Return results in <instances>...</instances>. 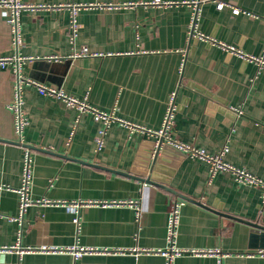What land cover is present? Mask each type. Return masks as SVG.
<instances>
[{
  "label": "crops",
  "instance_id": "1",
  "mask_svg": "<svg viewBox=\"0 0 264 264\" xmlns=\"http://www.w3.org/2000/svg\"><path fill=\"white\" fill-rule=\"evenodd\" d=\"M21 1L32 7L18 13L20 44L0 7V58H20L0 65V249L31 251L0 250V264H164L158 254L133 250L166 247L175 200L182 202L176 246L202 253H184L174 264H264L259 188L238 185L228 172L209 183L208 163L164 145L155 156L154 138L118 122L97 151L101 125L90 113L79 115L22 81L61 89L149 130L161 128L174 94L172 138L210 156L226 148L224 163L264 180V69L217 44L260 56L264 0H222V9L217 0H200L196 29L216 44L189 35L194 7L182 2L192 0H170L178 4L169 7L140 4L151 0ZM69 4L90 5L76 14L74 35ZM25 156L29 204L20 213ZM132 171H147L172 192ZM87 201L112 204L76 214L68 208ZM73 245L96 252L74 261L67 251L39 250Z\"/></svg>",
  "mask_w": 264,
  "mask_h": 264
},
{
  "label": "built area",
  "instance_id": "2",
  "mask_svg": "<svg viewBox=\"0 0 264 264\" xmlns=\"http://www.w3.org/2000/svg\"><path fill=\"white\" fill-rule=\"evenodd\" d=\"M200 0H192L190 2H182L186 4L193 5L194 12L190 18L189 21V35L194 36L199 39L208 40L209 42L216 44L212 38H209L208 36H204L200 34L196 29V22L198 19V3ZM141 5H151V6H161V7H169L175 4H178L176 1H170V0H151L149 2H141ZM90 5L87 4H69L68 7L70 8L71 12V21L69 30L72 32V34H76L78 29V24L76 23V14L78 11L82 8L89 7ZM224 6H227L225 2L222 0H217V8L222 9ZM0 7L7 8L9 12V20L8 23L11 26V30L14 33V40L16 44H20L18 39V13L27 8H31L32 6L23 3L21 0H0ZM45 7V6H41ZM232 12L234 14H238L241 12L238 8H233ZM222 49H224L227 53L230 55H235L239 57L244 62L253 63L257 66L258 70L264 69V48L263 52L260 56H253L244 53L239 48H236L234 46H227L222 43H217ZM80 56V55H76ZM55 61L58 60V58L54 57L51 58ZM20 58H0V65L5 66L6 64L13 63L14 61L18 62ZM23 82L32 85L36 88L37 92L40 95L43 96H49L51 98H54L58 100L60 103H62L65 107L75 109L78 111L79 115L84 113H90L93 116V119L95 122L100 123L101 127L98 131L97 137L95 139L96 144V150L100 151L104 146V137L106 135V132L110 125L114 122H118L121 125L125 126L129 132L138 131L141 133H144L148 135L149 137L154 138V144L157 148L161 145H167L172 147L173 149L177 150L178 152H181L185 154L186 156H189L191 158L199 159L201 161H204L209 164V183L214 178V176L217 174V172H228L233 177V180L238 185L243 186H252L259 188L262 191L261 195V203L262 206H264V180L257 178L256 176L250 174L245 169L236 168L234 166H231L227 163H224L222 161V156L226 151V148L221 150L218 154L210 156L204 152L202 149H198L190 144H185L179 140H176L171 137V130L174 125V112H175V104H174V94L170 96L166 113L163 118L162 126L158 130H149L147 128L141 127L136 124H132L130 122L124 121L122 119L117 118L113 113H107L103 111H99L93 107H91L85 100H78L73 96H70L66 94L63 90L57 89L55 87L46 86L44 84L38 83L36 81L31 80H22ZM20 80L18 79V83ZM18 100V96H17ZM15 113V120H16V128L17 131H20L21 128L25 124V120L22 116L20 107H19V101L15 104V107L13 108ZM231 112L236 116L239 117L242 115L241 111L238 109H230ZM30 163L29 158L25 156L24 164L22 168V187L18 191L20 194V205H19V211L22 213L25 208L29 204V200L26 197V191L27 187L30 183ZM112 204V203H111ZM110 203L105 202H77L69 204V207L75 214L78 212L79 208L81 207H88L93 205H101V206H107L111 205ZM119 204L124 205H130L131 202H120ZM114 205H118L114 204ZM182 206V202L175 200L172 204L171 211L168 215V220L166 224V247L162 250H149L144 248H135L133 251H136L138 253H155L160 255L163 260L164 264H174V260L177 256H180L184 253H194L199 254L202 252L198 251H189L185 249H180L176 246V239L178 235V227H179V221H180V208ZM137 216H139V213L137 212ZM73 222L78 226V217L77 215L74 217ZM11 249L18 250L19 254H22L23 252H30L31 250L28 249H21L19 246H15L12 248H2L0 250L2 251H8ZM41 252L46 253H58V252H69L73 260H78L81 256L85 254H90L93 252H96V250H92L91 248H86L82 246L73 245L71 247L67 248H54V247H42L39 249ZM259 255H264V251H259Z\"/></svg>",
  "mask_w": 264,
  "mask_h": 264
},
{
  "label": "water",
  "instance_id": "3",
  "mask_svg": "<svg viewBox=\"0 0 264 264\" xmlns=\"http://www.w3.org/2000/svg\"><path fill=\"white\" fill-rule=\"evenodd\" d=\"M164 150L166 149H170V147H167V145H164ZM160 150V146H158L155 150V156L157 155V152H159ZM156 158V157H155ZM133 173H136L137 175L136 176H131V177H135V179H137L138 181H141L143 183H146V184H150V185H153V186H156L158 188H161V189H164L168 192H172V190H170L168 187L164 186L163 184H160L158 183L157 181L154 180L153 178V175L150 174L149 178L147 177L148 175H146L147 171L146 172H142V173H137V171H132ZM132 173V174H133Z\"/></svg>",
  "mask_w": 264,
  "mask_h": 264
}]
</instances>
